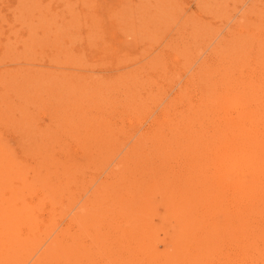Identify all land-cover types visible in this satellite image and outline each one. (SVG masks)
<instances>
[{
  "label": "rangeland",
  "instance_id": "374dc122",
  "mask_svg": "<svg viewBox=\"0 0 264 264\" xmlns=\"http://www.w3.org/2000/svg\"><path fill=\"white\" fill-rule=\"evenodd\" d=\"M261 107L264 0H0V208L34 209L42 229L50 208L64 222L104 179L130 191L124 211L100 200L111 205L95 217L107 241L93 242L86 229L98 225L85 224L80 264H168L152 253L170 249L183 196L199 184L209 197L228 194V179L217 180L221 133ZM154 118L165 124L119 164ZM214 197L207 209L190 203L200 226L217 231L225 219ZM225 237L210 239L198 264H264V243L249 263Z\"/></svg>",
  "mask_w": 264,
  "mask_h": 264
},
{
  "label": "bare ground",
  "instance_id": "6f19581e",
  "mask_svg": "<svg viewBox=\"0 0 264 264\" xmlns=\"http://www.w3.org/2000/svg\"><path fill=\"white\" fill-rule=\"evenodd\" d=\"M244 3H246V2H244ZM251 7H253V6H251ZM216 34H218V33H216ZM233 34H235V33H233ZM227 46H228V44H227ZM254 64H256V63H254ZM239 68H241V67H239ZM258 69H260V68H258ZM241 71L242 70H240V73H241ZM240 76H242V75H240ZM260 81H262V79ZM245 83H246V85H245L246 88H254L255 87L253 82H251L250 80L247 81V79H246ZM231 92H232V89H231ZM246 98L248 101V97H246ZM160 117H161V115H160ZM158 120H159V118H154L151 121V123L148 125V127L139 134V137L137 138V140L130 147H128V150L126 152H124L123 158L118 160L120 162L119 164H122L125 160L129 159V157L132 154L137 153L138 149L140 148V146L142 144V141L145 140L146 138H152L154 133L156 131H158V129H161V127L165 124V120H164V122L158 121ZM222 122H223V120H222ZM231 122H232L231 125L229 124L230 126L225 131V133H221L222 139L225 137V139L222 140L223 145L225 146V151L223 153V156H221L220 159L218 158L219 161H216L218 166L215 164V166H217V168L219 166H221V168H222V170H220V172H219V173H221V176L217 180L220 179L219 181H221L222 178L226 179V180L228 179V183L226 185L227 191H229L228 194H226L227 192L226 193H219V194H224V195H222V196L216 195V198L212 194V195H210L212 197H209V196H207V194L209 193V191H207V190H209L208 189L209 187H207L206 184H204L202 186H200V184H199L198 187H200V188H198V187H196L197 186V184H196V186H195L196 188H192V191H195L193 194L192 193L191 194L186 193V195L183 196L182 205L186 204V208L183 210V212L181 209H179L177 214H175V220L177 221V225H176L177 231H176V235L172 236V238L170 239V242H171L170 249H168V251L166 250V252H163L161 254H158V252H153L152 253V257H153L152 259L153 260H158V261L162 260V261H164L163 263H168V264H171V263H175V264H185V263L186 264H198L199 262L203 261L205 258L208 257V255H205V253L202 252L201 250L205 246L209 247L210 245H212V242L210 241V239L220 237V236H223V237L226 236L225 238L228 239V241H231L232 246H234L238 250H241L242 253L238 254V255L244 256V258L246 259L245 261H248L249 263H251V261H254L253 256H256L255 254H258V253H255L256 251L253 248H257V245H259L258 241L261 243H264V240H262V239H264V108L261 107L260 112L259 111H253V110H249L248 112L242 111V113H240L237 117H235V119H232ZM153 127H156V129H153ZM221 127H223V126H221ZM163 130L165 131V129H163ZM134 159H136V158H134ZM212 170H214V169H212ZM113 171L115 172V170H113ZM210 173L212 174V173H214V171L213 172L211 171ZM210 173H209V176L211 175ZM109 179H111V180H108V179L105 180L104 179V181H101V183H99L94 189H92V191H90L89 195L86 194L87 195V196L85 195L86 198L85 197H84V199L82 198L83 200L81 201V203L79 202L80 203V205L78 204L79 206H76L73 208V206L71 205L70 206L71 208L69 207V209L65 213V216L67 218L65 217L66 220H64V222H60L61 219H63L64 217L60 218V221H59L60 223L59 222L58 223L53 222L52 220L56 215L55 214L56 209H55V207L50 208V210H48V211H50V213H49L50 216L48 215L49 219H47L45 226L42 225V226H44V228H42V229L39 226V220L37 218V215H36V212L34 211V209L33 210L24 209L22 207L21 209L16 210V209L12 208L11 206L8 207L7 206L8 203H4L3 204L4 206H2V208H0V264H17L18 262L20 264H80V263H82V261H80V263H79V260H83V259H80V255H81L80 252L82 251V249L79 246V243H80V233H81V231L83 232L85 229L84 227H86L84 225L88 224V222L90 220H92V222L89 224L93 225V223L96 222L98 225V223H101L102 220L95 218L97 211L98 212H105V214H106V211L108 212L107 206L110 203H107V202L109 200L105 204H103L100 200L104 199L106 196L107 197L111 196L114 199V201H112L113 205L115 204L116 207H119L124 211L123 206L125 205V203H124L123 198H124V196L127 197V195L129 194L130 191H127L125 189V187L119 188L120 185L117 186L115 184H112L111 181L112 180L116 181L115 179H112V178H109ZM206 179H209V178H206ZM210 179H213V177ZM216 182H218V181H216ZM214 184H216V183H214ZM214 184H211V185H214ZM68 186H70V183ZM68 186H67V188H68ZM208 186H210V185L208 184ZM222 186H223V184H222ZM219 187H221V185ZM212 188H213V186H212ZM68 190L70 191V188ZM108 190H116V192L112 196L111 195L112 192H110V194H109ZM122 190H124L125 193L123 194L122 197L119 198V195L121 194ZM213 190L211 189L212 193H214ZM223 190H225V189H223ZM71 191H73V188ZM86 191H87V189H86ZM107 191H108V193H106ZM215 192L217 193V190ZM14 196L17 197V195H14ZM129 197L131 198V196H129ZM136 197L137 198H135V199H138V196H136ZM213 197H214V201H216V200L218 201V197L222 198L221 203H220V200L217 203L219 206H221L219 213L223 217V219H225L224 223L220 224L219 227L217 226L218 227L217 231H216V229H212V226H205V227L200 226V224H201L200 220L196 216V214H198V213L195 212L196 208H194V206L191 205V203H190L193 199H197L198 205L203 206V204H204V208H205L206 207L205 205L210 203L211 200H213V199H211ZM208 199H210V202ZM115 205H114V207H115ZM109 206H111V205H109ZM192 206H193V208H192ZM213 206H215L214 202H213L212 207ZM216 206H217V204H216ZM100 207H102V208H100ZM212 207L210 206V208H212ZM204 208H202V209H204ZM216 208H218V207H216ZM206 209H207V207H206ZM206 211H208V210H206ZM206 211H205V213H207ZM213 211H211V212H213ZM115 212H116V210H115ZM199 212H200V210H199ZM105 214H104V216H106V218H104L105 220L103 219L104 222L107 220V215H105ZM132 214L130 216H132ZM134 214H136V213H134ZM211 214H213V213H211ZM98 215H100V214L98 213ZM112 215H114V214H112ZM136 215H138V214H136ZM256 215H258V217H260L259 221L261 220V222H258L257 224H255V222H252V219L254 217H256ZM101 216H99V218H102ZM205 216L208 217V215H205ZM204 217L203 218L200 217L203 219V222L205 221ZM121 218H123V216ZM137 220L138 219H136V221ZM112 221L113 220H111V222ZM206 221H207V219H206ZM102 223H103V221H102ZM138 223H139V221H138ZM95 225L96 224H94L93 226H95ZM100 226L102 227L104 225L100 224ZM100 226L98 225L97 226L98 228L95 229V227H93L91 229V226L89 227V225H88L87 226L88 229H86V230H88V233H89V231H90V233L93 232L92 237H94V238L92 240H93V242H95L97 240L98 244H100L101 241H103L102 239L105 237V234H104L105 231L104 230H103L104 235L102 233H99V231H98V230H100L99 229ZM137 227H138V225H137ZM137 227H135L134 229L137 230L136 229ZM206 227H211V228L208 229ZM93 229H95V230H93ZM42 230H43V232H42ZM91 230H92V232H91ZM109 231H110V229H109ZM109 231H107V232H109ZM118 231H121V230L119 229ZM196 231H198V232L195 233ZM113 232H115V231H113ZM127 233L129 234V232H127ZM143 233H144V230H143ZM123 234H122V236H123ZM139 234L140 233H138V235ZM117 235L119 236L121 234L119 233ZM140 235H142V234H140ZM111 237H112V235H111ZM104 240L107 241L106 238H104ZM108 240H110V239H108ZM120 240H122V239H120ZM131 240H132V237H131ZM135 241H134V243H135ZM148 241H149V239H148ZM129 242H130V240H129ZM213 242H214V240H213ZM108 244H109V242H108ZM108 244H106V246ZM127 244H129V243H127ZM135 244H137V243H135ZM110 245H108V246H110ZM122 245L124 246V244H122ZM122 245L121 246L118 245L120 248L119 249L117 248V251H119L123 247ZM99 246H101V245H99ZM108 246H107V249H110ZM114 246L117 247L116 244H114ZM114 246L111 245L110 247L112 248ZM188 247H190V248L195 247V250L190 252L191 250ZM218 250H220V249H218ZM103 251H106V248L103 249ZM108 251H112V250H108ZM259 251H261V249H259ZM111 253H109V254H111ZM125 254H126V252H125ZM141 254H143V253H141ZM144 254L146 255V253H144ZM91 255H89V257ZM113 255L115 256V254H113ZM129 255H131V253ZM85 256H83V257H85ZM134 256H135V254H134ZM83 257H81V258H83ZM257 257H261V256L257 255ZM121 258L122 257H120V259ZM244 258L242 257L241 259L243 260ZM127 259H128V257H127ZM145 259H147V258H145ZM106 260H107V258H106ZM133 260L130 262L135 264V262H133ZM126 261L127 260H125L124 263H127ZM141 261L140 262L138 261V264L141 263ZM109 263H111V262H109ZM121 263H123V262H121ZM149 263H151V262H149ZM142 264H143V261H142ZM145 264H146V262H145Z\"/></svg>",
  "mask_w": 264,
  "mask_h": 264
}]
</instances>
